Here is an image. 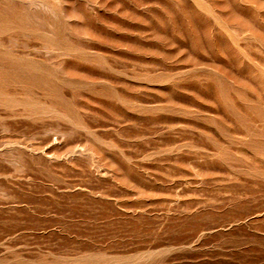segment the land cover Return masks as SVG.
Listing matches in <instances>:
<instances>
[{
    "label": "rangeland",
    "instance_id": "obj_1",
    "mask_svg": "<svg viewBox=\"0 0 264 264\" xmlns=\"http://www.w3.org/2000/svg\"><path fill=\"white\" fill-rule=\"evenodd\" d=\"M0 264H264V0H0Z\"/></svg>",
    "mask_w": 264,
    "mask_h": 264
}]
</instances>
